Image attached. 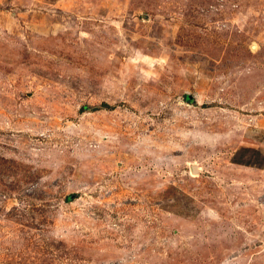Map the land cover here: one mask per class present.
I'll use <instances>...</instances> for the list:
<instances>
[{"label":"rangeland","instance_id":"rangeland-1","mask_svg":"<svg viewBox=\"0 0 264 264\" xmlns=\"http://www.w3.org/2000/svg\"><path fill=\"white\" fill-rule=\"evenodd\" d=\"M0 264H264V0H0Z\"/></svg>","mask_w":264,"mask_h":264}]
</instances>
